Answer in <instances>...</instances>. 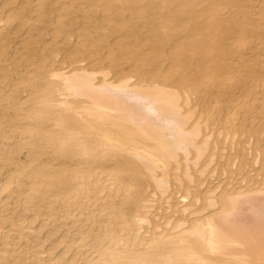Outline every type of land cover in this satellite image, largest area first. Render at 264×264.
<instances>
[{
  "label": "bare ground",
  "instance_id": "6f19581e",
  "mask_svg": "<svg viewBox=\"0 0 264 264\" xmlns=\"http://www.w3.org/2000/svg\"><path fill=\"white\" fill-rule=\"evenodd\" d=\"M1 115L0 264H264V0H2Z\"/></svg>",
  "mask_w": 264,
  "mask_h": 264
},
{
  "label": "rangeland",
  "instance_id": "374dc122",
  "mask_svg": "<svg viewBox=\"0 0 264 264\" xmlns=\"http://www.w3.org/2000/svg\"><path fill=\"white\" fill-rule=\"evenodd\" d=\"M2 0H0V2H1ZM48 37V36H47ZM112 38V37H111ZM8 113L10 112L11 114L13 113V110H11V109H8V111H7ZM11 114L10 115H7V118H9V117H11ZM10 120H12L11 118H10ZM0 121H2V122H0V132L2 131V130H4V129H6V130H9V125H7L6 123H7V121H6V118L3 116V115H1L0 116ZM12 122L14 123V124H19V123H21V121H19V120H12ZM17 133V129H15V131L12 133H10V132H8V135H10V136H13V135H15ZM6 140V139H5ZM12 139H10V141H11ZM1 142V141H0ZM18 157H20L21 159H25V153L24 152H22V153H20L19 155H18ZM43 158H45V159H47V158H49L48 157V154H44L43 156H42ZM6 168V167H5Z\"/></svg>",
  "mask_w": 264,
  "mask_h": 264
}]
</instances>
